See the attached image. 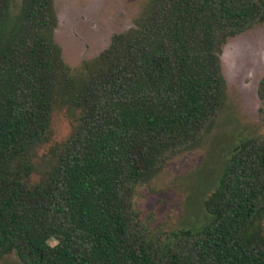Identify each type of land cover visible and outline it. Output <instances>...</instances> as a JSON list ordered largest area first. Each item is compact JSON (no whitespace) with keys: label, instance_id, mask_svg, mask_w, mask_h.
I'll use <instances>...</instances> for the list:
<instances>
[{"label":"trees","instance_id":"1","mask_svg":"<svg viewBox=\"0 0 264 264\" xmlns=\"http://www.w3.org/2000/svg\"><path fill=\"white\" fill-rule=\"evenodd\" d=\"M11 3L0 0V259L264 264V136L231 148L204 226L152 238L132 207L138 185L201 144L226 99L222 48L264 21V0H149L76 73L53 39V0ZM257 96L264 105V75ZM60 110L68 131L51 142Z\"/></svg>","mask_w":264,"mask_h":264},{"label":"rangeland","instance_id":"2","mask_svg":"<svg viewBox=\"0 0 264 264\" xmlns=\"http://www.w3.org/2000/svg\"><path fill=\"white\" fill-rule=\"evenodd\" d=\"M148 1L53 0L57 19L53 39L65 64L76 73L84 61L92 60L109 45L113 35L133 28ZM19 7L20 0H12L11 14ZM220 62L226 99L201 144L168 161L134 191L133 210L152 238L204 226L209 216L202 202L214 189L231 148L247 137L264 136V105L257 96L264 75V21L229 38ZM68 126L67 112L57 111L51 142L65 137ZM46 150L42 148L38 154ZM262 229L264 232V218ZM0 264L22 263L12 253L1 258Z\"/></svg>","mask_w":264,"mask_h":264}]
</instances>
